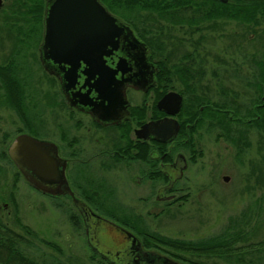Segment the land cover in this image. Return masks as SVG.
<instances>
[{
  "label": "flooded vegetation",
  "instance_id": "af4514ba",
  "mask_svg": "<svg viewBox=\"0 0 264 264\" xmlns=\"http://www.w3.org/2000/svg\"><path fill=\"white\" fill-rule=\"evenodd\" d=\"M50 1L54 0H1L0 159H11L15 164L9 150L21 135L56 144L59 155L67 162L66 175L73 195L46 194L36 189L16 164L15 166L18 175L43 195L53 199H71L81 219L82 214L75 205L74 197L98 216L118 224V221L111 218L113 215L130 217L135 219L133 224L141 229L143 225L140 226L139 222L145 216L140 211L144 212L145 209L149 216L153 213L160 217L189 198L186 190L190 187L187 185L190 178L187 172L192 169L196 156H204L203 142L210 131H219L217 139L220 138L221 130L236 136L241 131V125L247 123L245 126L250 129L264 133V43L258 50L262 57L257 62L261 76L259 80L249 82L247 94L242 93L244 89L234 87L235 81L228 84L232 87H224V81L221 82L219 93H212L209 88L202 86L207 79L208 69L200 65L203 64L200 59H205L204 53L207 54L208 51V33L217 31L216 26L232 22L245 25L264 24V11L260 10L257 15V0H199V3L192 0L180 7L179 10L183 8L188 20L205 22V26L199 27L198 24L194 29L190 24L185 27V33L189 34L192 31L194 34L200 30L206 31L193 41L188 33L185 37H176L182 31L181 26L176 24L172 27L170 38L158 30L152 34L149 29L137 24L145 23L144 19H131V15L136 12L132 8L136 7L124 5L120 0H100L108 11L131 25L137 35L134 41L130 37H122L117 50L107 46L98 51L103 54L105 64L117 70L118 79L128 78L133 81L126 82L123 99L128 101L127 106L115 102L107 112H103L107 119L78 106H71L67 101L64 87L66 64L60 60L55 62L49 59L53 54L46 39ZM69 4L65 3V6ZM85 4L88 6V3ZM65 13L69 12L63 11V17ZM250 15L253 16L249 17ZM71 31H76L78 37H85L76 42L78 54H97L96 42L88 38L91 37L88 26L75 27ZM211 37H220V44L226 47L225 49L222 46L221 52H232L233 56L239 54L238 37L234 36L227 44L224 34H211ZM188 42L191 43L192 50H186L179 55ZM60 45L64 43L60 42ZM108 51L109 54L106 53ZM64 54V47L58 50V56ZM167 57L173 59L169 61V66H165ZM224 63L212 72L229 74V67L224 66ZM89 69L82 61L74 91L89 89V86L83 87L89 78L88 74H91ZM232 69L233 73H239L237 67ZM223 79L227 81L235 78L227 75ZM169 92H176L181 98L178 106L175 95L176 101L168 107L176 111L174 113L161 109L158 105L160 99ZM92 94L94 100L97 93L94 91ZM241 95L245 98L241 99ZM54 99L58 100V109L62 110L61 106H66L75 120L72 141L65 148L49 138V109L54 107ZM162 121L178 125L177 132L169 141L155 138L160 135L157 130L151 131L148 136H140L139 132L144 125ZM65 137L64 134L60 136L62 142ZM235 140L238 143L236 137ZM69 148L72 150L69 151ZM112 173L117 175H112L116 180H125L126 186L133 183V192L135 190L138 193V188L145 192L146 195L142 194L138 199L146 208L140 209L138 202L120 203L121 188L113 177L111 179ZM5 206H8L7 202ZM120 225L132 231L145 250H151L145 246L144 240L132 226ZM83 228L86 235L84 222ZM94 253L111 264L99 253Z\"/></svg>",
  "mask_w": 264,
  "mask_h": 264
},
{
  "label": "rangeland",
  "instance_id": "374dc122",
  "mask_svg": "<svg viewBox=\"0 0 264 264\" xmlns=\"http://www.w3.org/2000/svg\"><path fill=\"white\" fill-rule=\"evenodd\" d=\"M146 14L137 11L131 15V19L151 22L153 16ZM204 23L200 22L198 26ZM137 24L143 26L141 23ZM216 27L217 31L208 33V51L207 54L203 52L205 59H200L203 62L200 65L208 69L207 79L202 86L218 94L221 82L224 81V87H232L228 84L235 81L234 87L244 89L242 93L247 94L249 82H254L261 76L257 62L262 58L258 50L264 43V24L245 25L232 22ZM192 33L187 34L192 37L191 41L198 39L206 31ZM220 33L225 35V44L232 41L234 36L238 37L239 54L233 56L232 52H221L224 45L220 44V37H211V34ZM185 35V29H182L176 37ZM190 45L188 42L179 55L186 50H192ZM170 60L173 59L169 57L168 63ZM222 62L229 67V74L223 75L221 71L213 73V69L222 66ZM234 66L239 73H233ZM227 75L235 79L225 81L223 78ZM243 96L241 95V99L245 98ZM57 101L54 99V107L49 109V138L65 148L72 141L75 120L66 106H61L62 110L58 109ZM245 125L247 124L241 125V131L236 136L234 133L226 134L224 130L220 131L219 139V131H210L205 136V154L202 157L196 156L192 169L187 172L190 178L187 183L190 187L186 190L189 198L170 212L160 217L153 213L149 216L144 209L146 205L138 199L145 192L141 188H138V193L135 190L133 192V183L126 186L125 180H116L112 173L111 179L113 177L121 188L120 203L131 201L133 204H140V209H144V212H140L145 217L139 225L145 226L141 228L145 233L150 231L171 238L194 241L215 235H228L231 238L236 237L237 246H246L249 250L242 257H200V260L208 264H264V253L250 250V245L264 240V133ZM1 134L0 132V139ZM62 134L66 135L64 142L60 139ZM235 137L238 143L235 142ZM226 175L230 176L228 181L224 179ZM5 202L8 206H5ZM76 213L78 212L71 199H53L43 195L18 175V169L11 159H0V220L27 237L28 241L21 244L26 254L48 264H108L91 249L83 226L79 227L75 222ZM25 225L36 232V236L26 233L22 228ZM238 233L243 235L237 237ZM47 242L56 244L60 249L56 250ZM145 245L151 250L170 255L167 253L169 248L164 244L145 240Z\"/></svg>",
  "mask_w": 264,
  "mask_h": 264
},
{
  "label": "water",
  "instance_id": "95a60500",
  "mask_svg": "<svg viewBox=\"0 0 264 264\" xmlns=\"http://www.w3.org/2000/svg\"><path fill=\"white\" fill-rule=\"evenodd\" d=\"M65 3L70 4L65 6ZM85 3H88V6ZM63 11L69 13H65L63 17ZM47 24L46 39L48 47L53 51L49 59L55 62L60 60L66 64L64 87L70 105L94 112L103 119H107L103 112H107L115 102L127 106L128 101L123 99L126 82L133 81L128 78L118 79L117 70L108 67L103 54L98 51L107 46H111L113 50L119 49L122 37H130L134 41L137 37L134 28L108 11L100 0L50 1ZM86 26L91 30V37L88 38L96 42L95 56H85L76 52L78 50L76 42L85 37H78L76 31L73 33L71 30ZM60 42L64 45H60ZM63 47L65 54L58 56V50ZM106 53L109 54L110 51ZM82 61L88 69L90 68L91 74H88L89 78L83 86H89V89L76 92L74 89ZM92 80L94 81L91 82ZM94 91L97 95L93 100ZM175 95L179 106L181 102L179 94L169 92L160 99L159 107L170 113L176 112L168 108L173 101H176ZM177 128L178 125L169 121L149 123L144 125L139 134L148 136L151 131L157 130L160 135H156L155 138L169 141L177 132ZM9 151L18 169L36 189L54 196L67 193L73 195L66 175L67 162L59 155L56 144L21 135L13 142ZM225 180L228 181L229 177L226 176ZM74 202L81 211L89 245L111 264H182L156 251L145 250L140 239L132 231L111 219L98 216L75 197Z\"/></svg>",
  "mask_w": 264,
  "mask_h": 264
},
{
  "label": "trees",
  "instance_id": "16d2710c",
  "mask_svg": "<svg viewBox=\"0 0 264 264\" xmlns=\"http://www.w3.org/2000/svg\"><path fill=\"white\" fill-rule=\"evenodd\" d=\"M120 1L122 4L129 7H136L134 9L132 8L133 11L142 13V11L146 10V15L149 14L153 16L151 22L143 23V27L145 29H149L152 34L156 33L158 30L161 34L166 33V35L169 34L171 36L172 27L174 26V24H176L177 26H181L182 29H185L188 24L191 25L190 27L192 29H194L195 25L200 24L199 21L188 20V16H186L183 8L179 10L180 7H183L185 4L190 3V1L192 0ZM196 1L199 3V0ZM255 5L257 6V8H259V10H257V15L260 10L264 11L263 0H257ZM241 13L243 17V12ZM252 16L253 15H250L249 17ZM193 34L194 32L192 33V35ZM167 59L169 60V57ZM167 59L165 66H169ZM262 74L264 78V73ZM224 129L226 131L228 130L227 127H225ZM111 218L118 221L120 224L128 225V227L132 226L137 235L142 237L144 242L145 240H147L166 245V247L169 248L167 253L170 254L166 256L179 261L182 264L187 263L181 262L178 259L186 261L189 264H208L204 260H200V257H242L249 251L246 249V246H237V243H235L236 237L231 238V236L228 235H215L195 241L180 238H171L150 231L145 233L143 229H138L136 224H133L135 221V219L133 218L114 215ZM75 222L79 227L83 226V221L77 213L75 216ZM144 227L141 226V228ZM22 228L26 233L36 236V232L31 230L28 226L25 225ZM242 235L243 233L236 234L237 237ZM27 241V237L19 232L14 231L4 221L0 220V264H48L45 261L37 260L32 256L26 254V252L21 247V244L26 243ZM47 243L53 246L56 250L60 249L56 244L52 245L51 242ZM250 246V250H254L257 253H264V240ZM194 256H197L198 258H192Z\"/></svg>",
  "mask_w": 264,
  "mask_h": 264
}]
</instances>
